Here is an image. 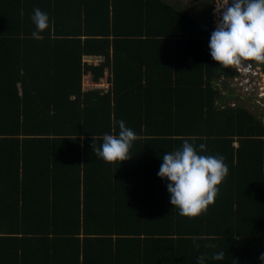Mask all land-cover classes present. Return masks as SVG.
Returning a JSON list of instances; mask_svg holds the SVG:
<instances>
[{"label": "trees", "instance_id": "obj_1", "mask_svg": "<svg viewBox=\"0 0 264 264\" xmlns=\"http://www.w3.org/2000/svg\"><path fill=\"white\" fill-rule=\"evenodd\" d=\"M206 1L0 0V264H260L264 107L256 76L211 58ZM121 119L131 157L106 163L93 149ZM185 139L229 169L195 217L157 176Z\"/></svg>", "mask_w": 264, "mask_h": 264}, {"label": "clouds", "instance_id": "obj_2", "mask_svg": "<svg viewBox=\"0 0 264 264\" xmlns=\"http://www.w3.org/2000/svg\"><path fill=\"white\" fill-rule=\"evenodd\" d=\"M218 20L208 43L211 58L220 68L239 67L250 61L264 63V0H217ZM34 30L31 35L40 38L49 27V16L39 8L31 15ZM119 131L102 134V143L94 148L96 155L106 163H121L129 159V149L137 138L135 131L121 119L116 122ZM94 139L96 137L94 136ZM95 143H93L94 145ZM92 145V146H93ZM205 144L198 146L185 139L180 148L164 152L157 176L166 181L170 204L179 215L195 217L206 211L215 201L219 187L229 169L222 155L203 154ZM199 248V244L194 242ZM214 247V245H210ZM225 253L215 252L211 257L222 261ZM264 264V253L260 254ZM201 255L197 264H206Z\"/></svg>", "mask_w": 264, "mask_h": 264}, {"label": "rangeland", "instance_id": "obj_3", "mask_svg": "<svg viewBox=\"0 0 264 264\" xmlns=\"http://www.w3.org/2000/svg\"><path fill=\"white\" fill-rule=\"evenodd\" d=\"M204 1H206V0H204ZM204 1L202 0V2H201L199 0H182V4L185 5V6H190V7L196 8L197 6H201V3H202V5H204ZM209 1H211V3H212L213 0H207L206 2L209 3ZM216 2H217V0H215V3ZM206 5L210 6V5L205 3V6ZM213 17L215 18V20L217 22L218 17H217V14L215 12V8L213 10ZM89 58H92V57H89ZM241 68L244 70V73H248V74H245L246 82L240 83L241 81H239V80H237V81L240 83L241 86L246 85V87L247 86L251 87L250 81H252L255 78V76H256V78H257V79L255 78L256 82H257L256 83V87H257L256 88V92H257V95H258L257 100L264 107V74H263V72L260 70L259 67L256 69L254 67H251L250 64H247L246 62L241 65ZM85 85H86L87 88H90V87H93L95 85V83L90 79V77H87Z\"/></svg>", "mask_w": 264, "mask_h": 264}, {"label": "built area", "instance_id": "obj_4", "mask_svg": "<svg viewBox=\"0 0 264 264\" xmlns=\"http://www.w3.org/2000/svg\"><path fill=\"white\" fill-rule=\"evenodd\" d=\"M102 58H95V57H92V58H87V60L89 61H100ZM247 64H250L251 67H253V64L252 62H248ZM240 69L244 72V70L241 68L240 66ZM248 71V70H247ZM245 74H248V73H245ZM239 79V78H238ZM250 81V80H249ZM244 82H246V80L244 79ZM251 82V81H250ZM95 87H99V88H104L105 90H109L110 86H111V83L110 81L108 80L107 78V81H104L103 83H98V84H95L94 85Z\"/></svg>", "mask_w": 264, "mask_h": 264}, {"label": "water", "instance_id": "obj_5", "mask_svg": "<svg viewBox=\"0 0 264 264\" xmlns=\"http://www.w3.org/2000/svg\"><path fill=\"white\" fill-rule=\"evenodd\" d=\"M264 74V73H263Z\"/></svg>", "mask_w": 264, "mask_h": 264}]
</instances>
